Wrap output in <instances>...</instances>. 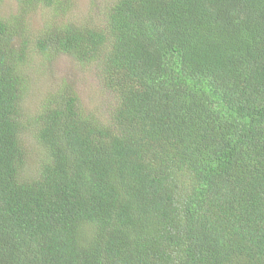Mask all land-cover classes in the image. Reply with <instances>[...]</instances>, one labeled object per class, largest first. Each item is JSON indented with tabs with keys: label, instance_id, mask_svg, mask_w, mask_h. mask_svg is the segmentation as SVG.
I'll use <instances>...</instances> for the list:
<instances>
[{
	"label": "trees",
	"instance_id": "1",
	"mask_svg": "<svg viewBox=\"0 0 264 264\" xmlns=\"http://www.w3.org/2000/svg\"><path fill=\"white\" fill-rule=\"evenodd\" d=\"M27 32L0 18V264H264V0H115L102 27ZM30 50L94 63L107 122L65 85L21 121Z\"/></svg>",
	"mask_w": 264,
	"mask_h": 264
},
{
	"label": "rangeland",
	"instance_id": "2",
	"mask_svg": "<svg viewBox=\"0 0 264 264\" xmlns=\"http://www.w3.org/2000/svg\"><path fill=\"white\" fill-rule=\"evenodd\" d=\"M115 0H59L62 7H46L41 3L34 6L28 14L22 16L15 0H0V18L17 22L28 32L30 48L33 35L49 29L53 25L72 22L77 25H93L102 27L108 8ZM14 23V22H13ZM16 26V25H15ZM17 39H13L14 43ZM94 63L80 64L65 54L46 58L30 50L27 64L24 67L28 79L25 82L26 94L21 101V113L25 120L32 116L42 103L49 100L63 85L71 87L75 93L79 107L84 114H91L106 123L115 100L102 84ZM28 115V116H27ZM29 125L21 135L26 150L25 165L22 178H33L37 174L44 158L43 150L34 138Z\"/></svg>",
	"mask_w": 264,
	"mask_h": 264
}]
</instances>
